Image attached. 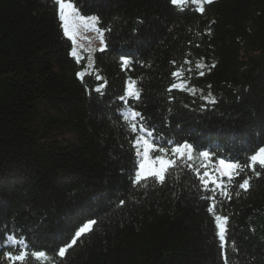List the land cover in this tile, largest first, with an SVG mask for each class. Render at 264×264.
Segmentation results:
<instances>
[{"label":"trees","instance_id":"16d2710c","mask_svg":"<svg viewBox=\"0 0 264 264\" xmlns=\"http://www.w3.org/2000/svg\"><path fill=\"white\" fill-rule=\"evenodd\" d=\"M70 2L106 30L91 68L70 55L54 0H0V241L23 239L46 251L47 264H224L218 214L229 218L228 264H264V175L243 192L246 169L229 185L231 199L216 192L215 213L210 189L184 161L164 184L133 186L122 118L131 107L160 145L188 142L212 161L246 165L264 146V0H215L203 14L170 0ZM177 70L186 88L169 92ZM129 78L141 98L125 104ZM89 219L94 230L60 260L58 248ZM8 250L0 243V255Z\"/></svg>","mask_w":264,"mask_h":264},{"label":"snow or ice","instance_id":"6c2138e0","mask_svg":"<svg viewBox=\"0 0 264 264\" xmlns=\"http://www.w3.org/2000/svg\"><path fill=\"white\" fill-rule=\"evenodd\" d=\"M215 0H170V4L175 6L179 10L183 11L188 6H193L195 11L203 14L205 12V6L211 5ZM54 5L58 6L57 14L60 26L63 30V35L68 37L72 42V48L70 55L80 61L78 56L77 47L91 53L94 49L84 48L83 44L78 45L77 40L82 32H94L102 45L100 51H105V31L98 27L99 18L96 15H83L79 9L70 0H54ZM90 63L89 67H92V56L88 57ZM123 65L128 66L130 60L126 57H121ZM175 64V61L172 62ZM190 61L185 60L184 64H189ZM213 64L211 67H215ZM205 65L202 62H197L195 64L196 69H203ZM189 72L192 69H188ZM81 79L84 78V72H78ZM173 77L181 78V82L173 83L168 89L169 92L172 89L184 90L186 88V81L182 78V70L173 71L171 73ZM199 75H204L203 71L199 72ZM97 80H101L102 77L96 76ZM106 81L98 86L95 91L97 93H102V89L105 87ZM190 92H195L194 89L188 88ZM134 98L139 101L141 98V89L138 87V81L136 79L129 78L126 81V87L123 95L119 97L121 101L125 104H129V99ZM204 99H207L210 103H215V98L212 93L209 92ZM122 118L126 123L129 130V134L132 139L130 141L131 147L135 151L136 162L134 165L133 176L131 183L133 186H142L151 179L159 184H164L166 182L167 175L170 170L178 166L182 161L191 162L194 159L199 158V166H195L192 163H188L187 167L192 169L199 177V180L204 188L208 189L209 184L214 185V188L210 189L211 195L208 199L213 201L212 206L207 208L209 213H215V195L216 190H220V195L231 199V194L229 188L226 186L224 177L227 178V184L231 185L234 179L241 176L242 173L246 171L251 172V175H247L242 179V182L238 184V188L243 192H248L251 188V180L254 177L260 178L264 175V146L259 147L258 150L254 151L247 157L248 163L246 165H241L236 162L235 159H219L215 163V167L212 166V153L209 151H200L198 157L196 151L192 144L188 142L177 143L171 148H166L160 145L157 139L154 137L153 130H150L149 125L146 123L145 118L142 116L141 112L133 110L131 107L122 113ZM153 153H159L153 155ZM201 169H204L201 174ZM218 174V175H216ZM237 196L240 192L236 193ZM121 204L124 203L123 200L120 201ZM215 224L218 229L217 235L219 239V247L224 250L225 260L224 264H228L227 253H226V242H227V224L228 217L223 215H215ZM97 221L94 219H89L87 222L83 223L75 230L74 235L71 236L69 242H65L64 246L58 248L56 256L63 260L66 258V254L70 249L78 244L80 238L86 234L91 233L94 230V226ZM0 243H5L9 248L13 250L3 251L0 255V264L7 262V264H27V261L34 259L38 264H47L49 256L44 250H34L29 251V245L23 240L14 235H8L4 241ZM235 250V249H234Z\"/></svg>","mask_w":264,"mask_h":264},{"label":"rangeland","instance_id":"374dc122","mask_svg":"<svg viewBox=\"0 0 264 264\" xmlns=\"http://www.w3.org/2000/svg\"><path fill=\"white\" fill-rule=\"evenodd\" d=\"M98 27H99V26H98ZM77 44H78V45L83 44V45H84V48L94 49V51H92L91 53H89V52L84 51L83 49L77 47L78 56L80 57V59L85 58L88 66H89V63H90V61H89V59H88L89 55L92 56V60H93L94 53H95L96 51H98V50L100 49V47H102V45L99 43V40H98V38H97V36H96V33H94V32H82V33L80 34V37H78ZM91 63H92V61H91ZM92 64H93V63H92ZM126 110H128V108L125 109V111H126ZM164 147H165V146H164ZM172 147H173V146H172ZM166 148H167V147H166ZM169 148H171V147H169ZM198 153H199V152L196 151V155H197V157H198ZM157 154H159V153H153V155H157ZM218 160H219V159H217L216 161H212V162H213V164H212L213 167H215V163H216ZM184 162H185V163H192V164L195 165V166H199V164H200V159L197 158V159H194V160L191 161V162H188V161H184ZM203 171H204V169H201V174L203 173ZM216 175H218V174H216ZM132 176H133V175H132ZM131 179H132V177H131ZM223 179L225 180L226 186L229 188V185L227 184V178L224 177ZM212 188H214V185L209 184L208 189H212ZM216 192H217V193H220V190L217 189ZM211 206H212V204H211Z\"/></svg>","mask_w":264,"mask_h":264}]
</instances>
